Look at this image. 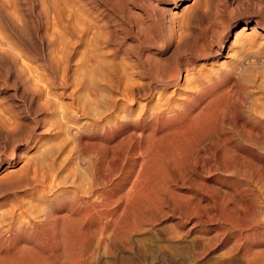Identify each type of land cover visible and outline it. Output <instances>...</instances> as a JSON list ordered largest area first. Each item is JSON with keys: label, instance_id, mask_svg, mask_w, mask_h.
<instances>
[{"label": "rangeland", "instance_id": "374dc122", "mask_svg": "<svg viewBox=\"0 0 264 264\" xmlns=\"http://www.w3.org/2000/svg\"><path fill=\"white\" fill-rule=\"evenodd\" d=\"M93 121L86 156L73 123ZM89 157L108 206L90 223L67 207ZM129 160L147 174L135 205ZM70 262L264 264V0H0V264Z\"/></svg>", "mask_w": 264, "mask_h": 264}, {"label": "bare ground", "instance_id": "6f19581e", "mask_svg": "<svg viewBox=\"0 0 264 264\" xmlns=\"http://www.w3.org/2000/svg\"><path fill=\"white\" fill-rule=\"evenodd\" d=\"M247 28L246 27H243L240 31H238V32H236L235 33V38H236V36H238L239 35V33L241 32V31H243V30H246ZM248 30V29H247ZM200 47H202V46H200ZM202 48H200V50H201ZM205 50V49H204ZM205 52H203V54H204ZM146 62H147V60H145ZM145 64V63H144ZM147 66H148V64H147ZM150 70V69H149ZM150 73V72H149ZM174 81H176V75H170V76H168L167 77V81L166 82H174ZM197 87H199L201 84H202V82L200 81V80H195V83H194ZM196 86H194V87H196ZM192 87V86H191ZM197 89V88H196ZM124 91V90H123ZM127 95V94H126ZM187 100V99H186ZM196 114V113H195ZM196 116V115H195ZM106 117H104V118H102V117H100V119L99 120H101V121H99L98 123H102V119H105ZM201 118V117H200ZM193 119V118H192ZM94 122L95 121H93V123H90V124H84L83 126H82V124L81 125H79V124H76V123H73V125L75 126V128H74V130H73V132H72V141H73V143H74V145L75 146H79V143L81 142V146L83 147V149H84V154H86V156H87V154H88V149H87V144L86 143H83V141H82V138H81V136L83 135V133L84 132H87V131H90L91 129H92V126L94 125ZM260 122V121H259ZM262 122V121H261ZM67 123H69V121L68 122H66V124ZM125 124H127L128 123V121H126V122H124ZM118 124V123H117ZM128 125V124H127ZM189 125V124H188ZM134 126V125H133ZM132 126V127H133ZM123 126H117L116 128H118V129H121ZM101 128H102V131H104V132H106V131H108L109 130V128H107V126L105 125V122L104 123H102L101 124ZM111 128V127H110ZM185 128V127H184ZM132 135L131 136H129V137H132V139H134L135 138V142L133 143V140H132V142H130L128 145L130 146V145H132L133 144V148H131L130 150L132 151V154H131V157H133L134 155H135V153L137 152V150L139 149V148H141L140 147V140L143 138L144 139V137L141 135V133L140 132H138L137 131V129L136 128H133L132 129ZM108 134L110 133V131L109 132H107ZM147 137V136H146ZM142 139V140H143ZM149 139V138H148ZM148 139H147V141H148ZM153 139H155V138H153ZM156 140V139H155ZM155 140H153V143L155 142ZM150 141V140H149ZM156 141H158V140H156ZM144 142V141H143ZM142 142V143H143ZM145 142H146V140H145ZM144 142V143H145ZM143 143V144H144ZM153 143H150V144H153ZM142 144V145H143ZM155 144L156 143H154L153 145L155 146ZM117 145V144H116ZM121 145V144H120ZM151 146V145H147V144H145V146L143 147V149L145 148H148L147 146H150V147H154V146ZM157 146V145H156ZM131 147V146H130ZM150 150L151 149H156V148H149ZM148 149V150H149ZM122 150H125V152L124 151H122L123 152V154L124 155H126L127 153H126V149H122ZM152 150V151H153ZM139 151H141V150H139ZM138 151V154L140 155V152ZM155 151V150H154ZM129 152V151H128ZM145 153L146 152V150L144 151V150H142V152H141V154L142 153ZM148 152V151H147ZM146 152V153H147ZM126 153V154H125ZM130 153V152H129ZM150 153H151V151H150ZM154 153V152H153ZM121 155V154H120ZM143 155H145V154H143ZM147 155V154H146ZM111 157H113V156H111ZM116 159H117V164H116V166L117 167H120V160L118 159V157L117 156H114ZM125 157V156H124ZM141 157V156H140ZM145 157V156H144ZM107 158H108V156H107ZM100 159H102L101 161H100V163H98L100 166H104V165H106L105 163V160H103V156H101L100 158H99V160ZM127 159V158H126ZM128 159H129V157H128ZM135 159V158H134ZM142 159L144 160V158L142 157ZM136 161V160H135ZM135 161L133 162V161H131L130 162V160H129V162H124L125 163V167H127V169H129V168H131V171L129 172V174L128 175H130L131 177H132V181H131V185H130V188H128V191H126V193H125V195H123L124 197V200L127 202V201H130L131 199V197H135L136 199H138V200H136V201H141L142 200V198L144 197L143 195H145L146 196V194H145V192L144 191H141V194H143V192H144V194L141 196V194H140V190L143 188V190H145L144 189V185L146 186V183L144 182L145 181V179L143 178L144 176H143V174L144 175H147V174H145L144 172H142V170H143V165L144 164H142L141 165V162H140V164H138V165H135ZM141 161V160H140ZM95 163V162H94ZM94 163L92 164L91 163V158L89 157L88 158V160H87V162H86V164H85V162H84V164H83V166L84 167H82L81 168V170L80 171H82L81 173H82V178H83V182L82 183H80L79 185H77L78 186V189H79V193H81V196H80V198H77V191H76V189H77V187H76V184L74 185L75 187H74V189L73 188H71V189H73V192H72V195H71V197L70 198H72V200H71V202L70 203H68V210H70L72 213L75 211V212H77V216L78 215H80V219H81V222H88V223H90L91 222V219H92V215H93V212L95 213V215L96 216H98L99 218H101L102 217V219H104V220H106L105 218H106V211H107V209H108V206H107V209H105V210H101V209H99V210H96L95 209V207H96V203H95V201L93 200V199H97V198H99L101 195H103V192L105 191V185H106V183L105 184H103L104 183V181H103V179H104V174H103V171L102 170H100L99 169V173H100V175H99V179H97L96 181H95V177L96 176H94L95 174H93L92 173V168H93V171L95 170L96 172H97V170L96 169H94ZM111 163V162H110ZM123 163V162H122ZM138 163V162H137ZM136 163V164H137ZM104 164V165H103ZM96 166H98V165H95V167ZM116 166H115V168H116ZM137 166V168L135 169V167ZM141 166H143L142 167V170H140V167ZM145 166H147V164L145 165ZM114 167V166H113ZM125 167H123L124 169H125ZM105 168V167H104ZM107 168V167H106ZM114 168V171L116 170ZM145 168V167H144ZM98 169V168H97ZM118 170V169H117ZM122 171H124L123 169H122ZM121 171V174L123 173ZM144 171V170H143ZM116 172V171H115ZM145 172H148L147 170L145 171ZM95 173V172H94ZM98 173V172H97ZM118 174V173H117ZM124 174H125V172H124ZM76 175H77V173H76ZM98 175V174H97ZM112 175V174H111ZM123 175V174H122ZM127 175V174H126ZM110 176V175H109ZM117 176V175H116ZM129 176V177H130ZM111 177H113V176H111ZM81 178V179H82ZM98 178V177H97ZM106 178V177H105ZM119 178V177H118ZM128 178V177H127ZM145 178H147L146 176H145ZM30 179V178H29ZM121 179V178H120ZM143 179H144V181H143ZM80 180V179H79ZM107 180H108V178H107ZM131 180V179H130ZM111 181V179L109 180V183H111L110 182ZM129 181V180H128ZM95 182H96V184H95ZM143 182H144V185H143ZM113 184V183H112ZM108 185V184H107ZM111 185V184H110ZM141 186H142V188H141ZM107 187H109V186H107ZM129 187V186H128ZM72 191V190H71ZM70 192V191H69ZM150 192V191H149ZM66 193H68V192H66ZM140 194V195H139ZM148 194L149 193H147V197H148ZM150 195V194H149ZM105 195H103V197H104ZM141 197V200L139 199ZM147 197H145V198H147ZM102 198V197H101ZM129 199V200H128ZM133 199V198H132ZM105 200V199H104ZM121 200V199H120ZM123 200V199H122ZM92 201L96 204L95 205V207H94V205H92ZM135 201V200H134ZM127 203H131V201L130 202H127ZM134 203V202H133ZM136 203V202H135ZM135 203L134 204H130V205H135ZM138 203V202H137ZM140 203H142V202H140ZM140 203H138V204H140ZM151 203V202H150ZM99 204H101V203H99ZM105 203H103V206H98L99 208H102V207H104L105 205H104ZM152 204V203H151ZM92 205V206H91ZM121 205H122V202H121ZM126 204L125 203H123V207L121 208L122 210L123 209H125V208H128V206L127 207H125L124 208V206H125ZM128 205V204H127ZM120 205H118V208H120L119 207ZM93 207H94V210H93ZM131 208H132V206H130ZM137 206H135V208H136ZM97 208V207H96ZM106 208V207H105ZM19 209V208H18ZM17 209V210H18ZM115 209V208H114ZM130 209V208H129ZM128 209V210H129ZM120 210V209H119ZM127 210V211H128ZM132 210H135L134 209V206H133V208H132ZM113 211V210H112ZM116 211V210H115ZM114 211V212H115ZM125 211H126V209H125ZM124 211V213L125 214H130V213H126ZM110 212H111V210H110ZM120 212H121V210H120ZM129 212V211H128ZM116 213V212H115ZM114 213V214H115ZM119 213V212H118ZM121 213H123V212H121ZM132 213V212H131ZM134 213H135V211H134ZM133 213V214H134ZM67 214V213H66ZM63 215L60 219H61V222L59 223V224H61V226H59V227H61V232H62V234H66L65 235V237L67 236V234L68 235H76L77 233H79L78 231H80L81 230V228L82 227H80L81 225H80V223L78 222V220L80 221V219L77 217H75L73 214V216L75 217H73L71 214V216L69 215V212H68V214L67 215ZM112 214V213H111ZM136 214V213H135ZM120 215V214H119ZM121 215H123V214H121ZM109 216V215H108ZM107 216V217H108ZM118 216V215H117ZM116 216V217H117ZM130 216V215H129ZM132 216V215H131ZM121 217H125L124 215L123 216H120V217H118V218H120L121 219ZM130 218V217H129ZM128 218V219H129ZM59 219V218H58ZM101 219V220H102ZM109 219V218H108ZM114 219H116L115 218V216H114ZM83 220V221H82ZM93 220V219H92ZM99 220V219H98ZM97 220V221H98ZM104 220H103V222H104ZM110 220V219H109ZM117 220H119V219H117ZM113 221H115V220H113ZM123 221H126V222H123ZM127 221L128 220H120V221H118V222H122L123 224L124 223H127ZM49 222V221H48ZM58 222V221H57ZM107 222V221H106ZM111 223H112V220L110 221ZM109 222V223H110ZM50 223V222H49ZM96 223V222H95ZM108 223V224H109ZM116 222H114L113 224H115ZM30 224V223H29ZM56 224V223H55ZM87 224V223H86ZM108 224H107V226H108ZM123 224L121 225V224H119V225H121V226H123ZM128 224V223H127ZM130 224V223H129ZM128 224V225H129ZM131 224H132V222H131ZM43 225V224H42ZM92 225V224H91ZM101 225V224H100ZM112 225V224H111ZM125 225V224H124ZM127 225V226H128ZM132 225H134V224H132ZM33 226V225H32ZM84 226V225H83ZM86 226H88V224L86 225ZM107 226H106V224L105 223H103V225H101V226H99L98 228H96V231L98 230V232H96V233H98L97 235L98 236H96V237H99V236H102L103 237V235L106 233V229H107ZM115 226H118V224H115ZM120 226V227H121ZM38 227H39V225H38ZM43 227V226H42ZM58 227V226H57ZM56 227V228H57ZM110 227H113L114 228V225H112V226H110ZM124 227H126V226H124ZM130 227H132V226H130ZM92 228V227H91ZM108 228H109V226H108ZM112 228V229H113ZM121 228H123V227H121ZM133 228H134V226H133ZM58 229V228H57ZM57 229H55V230H57ZM83 229V228H82ZM88 228L86 227L85 228V226H84V231L85 230H87ZM116 229V228H115ZM119 227H118V231H119ZM129 229V227H127L126 229H122L123 231H125V230H128ZM91 230V229H90ZM109 230V229H108ZM117 230V229H116ZM115 230V231H116ZM131 230V229H130ZM130 230H129V232H130ZM154 230V229H153ZM59 231V232H60ZM89 231V230H88ZM112 231H114V230H112ZM112 232V233H114V234H117L118 233V231H116V232ZM60 232V233H61ZM93 232H94V230H93ZM128 232V233H129ZM134 232H136V229H135V231ZM152 232H154V231H152ZM57 233V232H56ZM82 233H84V232H82ZM82 233H80V234H78L79 236H81L82 235ZM87 233V231L84 233V234H86ZM95 233V232H94ZM110 233H111V231H110ZM110 233H108V234H110ZM111 233V234H112ZM125 233V232H124ZM156 233V232H155ZM83 234V235H84ZM90 234H91V232H90ZM100 234V235H99ZM110 234V235H111ZM119 234H121V236H123V233H120V231H119ZM153 234V233H152ZM158 234H159V232H158ZM56 235H58V234H56ZM83 235H82V237H83ZM89 234H87V236H88ZM109 235V236H110ZM113 235V234H112ZM118 235V234H117ZM131 235H134V234H131ZM154 235V234H153ZM72 236L73 237V240L75 239V237L77 236ZM119 237V238H122V237ZM137 236V235H136ZM178 236H179V234H178ZM58 237H60V236H58ZM62 237H64L63 235H61V239H64V238H62ZM68 237H70V236H68ZM68 237H66L67 239H68ZM78 237V236H77ZM82 237H79L80 239H83ZM85 237V236H84ZM89 237V236H88ZM105 237V236H104ZM103 237V238H104ZM116 237V239H117V237L118 236H114V238ZM127 237H129V236H127ZM65 238V239H66ZM86 238L87 237H85V240H86ZM102 238V239H103ZM108 238V237H107ZM110 238H112V236L110 237ZM145 238V237H144ZM166 238H168V237H166ZM61 239H60V242L59 243H61V242H63V240L61 241ZM66 239V241H67V246L68 245H71L72 244V242L70 241V240H67ZM71 239V238H70ZM97 239V238H96ZM101 239V240H102ZM123 239V238H122ZM125 239H127L126 237H125ZM131 239V238H130ZM165 239V238H164ZM169 239V238H168ZM176 239H177V235H176ZM59 240V239H58ZM76 240H79V239H77L76 238ZM89 240V239H88ZM105 240H106V238H105ZM133 240V239H132ZM171 240H173L172 238H171ZM66 241H64V244H65V242ZM69 241H70V244H68L69 243ZM84 241V240H83ZM98 241V240H97ZM117 241V240H116ZM121 241V240H120ZM79 243H80V240L78 241ZM81 242H82V240H81ZM91 242V240L89 241V243ZM102 243H103V241H101ZM105 242V241H104ZM107 242V241H106ZM123 242H125V241H123ZM79 243H76V244H78L79 246L77 247V246H75V248L77 247L78 249L79 248H81L80 247V244ZM85 243H86V241H85ZM89 243H88V246L90 247V245H91V243H90V245H89ZM74 245H75V240H74V243H73ZM99 244V243H98ZM97 244V245H98ZM106 244V243H105ZM105 244L103 243V245L101 246V247H104L105 246ZM86 245V244H85ZM84 245V246H85ZM101 245V244H100ZM106 245H108V244H106ZM167 245H169L170 246V243L169 244H167ZM63 246H66V244L65 245H63ZM72 246V245H71ZM81 246H83V244L81 245ZM84 246H83V248H84ZM118 246V245H117ZM68 247H70V246H68ZM67 247V248H68ZM118 247H120V246H118ZM174 247V246H173ZM62 248V247H61ZM73 248H74V246L72 247V250H73ZM76 248V249H77ZM83 248H82V250H83ZM105 248V247H104ZM114 248H115V245H114ZM121 248V247H120ZM119 248V249H120ZM64 249H65V247H64ZM75 249V250H76ZM76 250V251H79V250ZM113 249V248H112ZM118 249V250H119ZM161 249V248H160ZM159 249V250H160ZM165 249V248H164ZM173 249V248H172ZM65 250H67V249H65ZM71 249L69 248V251H70ZM81 249H80V251H82ZM109 250V249H108ZM154 250H155V248H154ZM74 251V250H73ZM73 251H71V253H73ZM116 251V250H115ZM156 251V250H155ZM154 251V252H155ZM75 252V251H74ZM118 252V251H117ZM157 252V251H156ZM165 252V251H164ZM161 253V252H160ZM75 254V253H74ZM73 254V255H74ZM76 254H78V252H76ZM76 254L74 255V256H76ZM161 254H163V252L161 253ZM71 255V254H70ZM79 255V254H78ZM173 256V255H172ZM163 258H165V257H163ZM78 258H77V256H76V260H77ZM250 259V258H249ZM5 260V259H4ZM75 259H74V262L76 261ZM160 260H161V258H160ZM251 260V259H250ZM7 262V261H6ZM8 262L10 263V261L8 260ZM13 262V261H12ZM71 262H73V260L71 261ZM70 262V263H71ZM130 262V261H129ZM250 262V261H249ZM8 263V264H9ZM71 264H73V263H71Z\"/></svg>", "mask_w": 264, "mask_h": 264}]
</instances>
